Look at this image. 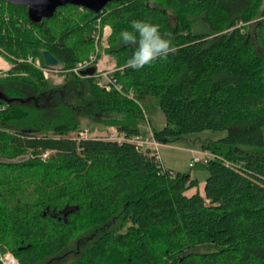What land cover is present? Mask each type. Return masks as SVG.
I'll return each instance as SVG.
<instances>
[{"label": "trees", "instance_id": "16d2710c", "mask_svg": "<svg viewBox=\"0 0 264 264\" xmlns=\"http://www.w3.org/2000/svg\"><path fill=\"white\" fill-rule=\"evenodd\" d=\"M134 19L158 23L178 51L125 67L135 49L119 33ZM104 24L122 92L70 70ZM43 50L58 59L61 82L26 60L44 63ZM0 56L9 63L0 76V252L18 264H264V0H111L97 11L66 3L36 22L25 5L0 0ZM154 106L164 116L150 125L157 143L225 131L198 144L214 154L199 163L202 190L132 141ZM84 122L124 138L81 137Z\"/></svg>", "mask_w": 264, "mask_h": 264}, {"label": "built area", "instance_id": "2783aa9c", "mask_svg": "<svg viewBox=\"0 0 264 264\" xmlns=\"http://www.w3.org/2000/svg\"><path fill=\"white\" fill-rule=\"evenodd\" d=\"M98 29L94 32V50L88 55V57L77 62L70 70L78 76H87L89 73H84L83 71L89 67H93L95 82L105 90L115 89L116 91L122 92L121 85L117 83L113 71L116 69L114 59L107 54L104 50L108 47L107 36L110 33V26L104 24L101 28L97 26ZM26 60L31 62L36 66L44 76V78L50 79L53 83H59L63 79L61 65H47L41 62V59L38 56H27ZM0 64V75L4 74L8 66ZM0 108H3V105L0 104ZM79 136L84 137L87 135V130H82L78 133ZM151 141H147L146 147H149L151 143L155 146L156 142L153 140L152 135H150ZM108 139H116L118 141L122 140L124 136L121 133H118L117 130H114L110 133L109 136H105ZM132 141L136 143L137 146L142 147L145 140H142L139 135H136L132 138ZM152 150V149H151ZM153 151V150H152ZM155 152V151H153ZM156 153V152H155ZM157 154V153H156ZM214 156L208 150H194L191 153V156L188 161V166H194L198 163H205L210 157ZM0 264H18V260L11 252H0Z\"/></svg>", "mask_w": 264, "mask_h": 264}, {"label": "rangeland", "instance_id": "374dc122", "mask_svg": "<svg viewBox=\"0 0 264 264\" xmlns=\"http://www.w3.org/2000/svg\"><path fill=\"white\" fill-rule=\"evenodd\" d=\"M194 30L195 31L199 30V26L197 24L194 26ZM2 60L4 62L6 61L4 58H2ZM146 118L148 119L149 122H147L146 120V122L143 123V125H141V132L139 134V137L142 140L146 141V143H144L142 147H146L147 141L148 143L149 141H151L150 125L156 128H160L164 124V116L162 112L160 111V109L156 106L148 108L146 110ZM85 129L87 130L88 136L105 137V136L110 135V133L114 130V127L84 122L82 124L81 129L78 130V133H80V131L85 130ZM75 133L76 132H72V135H74ZM224 134H225V131L204 129L201 131L189 133L181 137H178L176 139H173L172 141L167 143V145H159L157 146V151L159 153L162 163L166 167H171L175 170H179L182 172H189L192 175L198 176L199 179H201L207 174L205 166L204 164L198 163V164H195L194 166L189 167L187 163L189 161L192 151L190 153V151L187 148H198V144L202 140L216 139L218 137L223 136ZM66 256L68 258L73 257L74 252L71 250Z\"/></svg>", "mask_w": 264, "mask_h": 264}, {"label": "clouds", "instance_id": "9594fccd", "mask_svg": "<svg viewBox=\"0 0 264 264\" xmlns=\"http://www.w3.org/2000/svg\"><path fill=\"white\" fill-rule=\"evenodd\" d=\"M119 36L123 45L135 49L125 64V67L134 70L152 65L159 59L166 60L178 51L172 43L171 34L162 32L161 26L151 20L134 19L130 22V30H121Z\"/></svg>", "mask_w": 264, "mask_h": 264}, {"label": "water", "instance_id": "95a60500", "mask_svg": "<svg viewBox=\"0 0 264 264\" xmlns=\"http://www.w3.org/2000/svg\"><path fill=\"white\" fill-rule=\"evenodd\" d=\"M14 3H19L27 7L28 17L32 21H39L42 17L51 16L58 6L66 3L81 5L89 10L97 11L106 2L111 0H6ZM42 58L45 64L55 65L58 59L48 50L42 51ZM94 68L89 67L85 69L84 73H93Z\"/></svg>", "mask_w": 264, "mask_h": 264}, {"label": "crops", "instance_id": "0c3cea01", "mask_svg": "<svg viewBox=\"0 0 264 264\" xmlns=\"http://www.w3.org/2000/svg\"><path fill=\"white\" fill-rule=\"evenodd\" d=\"M6 62V64H8L9 65V63L7 62V61H5ZM8 65H6V66H8ZM9 67V66H8ZM151 133V132H150ZM151 135V134H150ZM159 145H167V143L166 144H163V143H157L156 142V145L154 146L152 143H151V145L149 146V148L150 149H152L153 151H155L156 153H157V156L160 158V156H159V153H158V151H157V146H159ZM199 148V147H198ZM198 148H187L189 151H190V153H191V151H193V150H197ZM191 174V173H190ZM192 175V174H191ZM193 177H196L197 179H198V181H199V189L200 190H202V186H203V183H204V178L206 177V175L204 176V177H202L201 179H199V177L198 176H194V175H192ZM192 191H194V188H190V189H188L187 190V193H190V192H192Z\"/></svg>", "mask_w": 264, "mask_h": 264}, {"label": "bare ground", "instance_id": "6f19581e", "mask_svg": "<svg viewBox=\"0 0 264 264\" xmlns=\"http://www.w3.org/2000/svg\"><path fill=\"white\" fill-rule=\"evenodd\" d=\"M0 64L1 65H4L5 64V62L2 60V58L0 57ZM194 151V150H193Z\"/></svg>", "mask_w": 264, "mask_h": 264}]
</instances>
